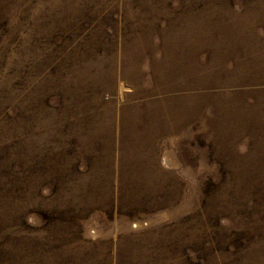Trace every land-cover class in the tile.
<instances>
[{"label":"rangeland","instance_id":"374dc122","mask_svg":"<svg viewBox=\"0 0 264 264\" xmlns=\"http://www.w3.org/2000/svg\"><path fill=\"white\" fill-rule=\"evenodd\" d=\"M0 264H264V0H0Z\"/></svg>","mask_w":264,"mask_h":264}]
</instances>
